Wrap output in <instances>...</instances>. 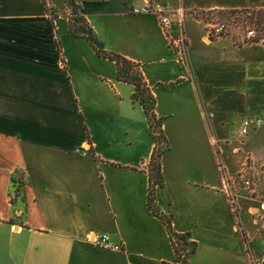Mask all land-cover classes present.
<instances>
[{"label": "crops", "instance_id": "obj_1", "mask_svg": "<svg viewBox=\"0 0 264 264\" xmlns=\"http://www.w3.org/2000/svg\"><path fill=\"white\" fill-rule=\"evenodd\" d=\"M77 2L105 49L141 66L156 99L170 147L157 205L176 233L197 243L190 264H254L261 257L252 243L264 232L252 213L264 203V174L252 190L239 184L238 216L225 174L264 163V126L241 134L244 120L264 119V47L209 42L192 14L224 19L252 7ZM147 2L189 13L183 62L158 19L136 13ZM55 25L61 53L43 0H0V264H177L164 223L147 208L155 140L133 86L70 34L67 18ZM91 234L110 235L123 252L90 245Z\"/></svg>", "mask_w": 264, "mask_h": 264}, {"label": "built area", "instance_id": "obj_2", "mask_svg": "<svg viewBox=\"0 0 264 264\" xmlns=\"http://www.w3.org/2000/svg\"><path fill=\"white\" fill-rule=\"evenodd\" d=\"M138 14L155 16L164 33L166 34L170 47L175 52L179 62H183L189 50L188 37L185 30L186 12H167L158 4L147 2L145 6L137 10ZM200 17L205 24L206 37L209 42L221 39L232 38L237 46H262L264 47V7L252 11H234L224 19L214 17L212 12L194 13ZM178 35H174V31ZM264 126V119L244 120L242 123L241 134L247 136L252 128L260 129ZM77 153H81L77 150ZM223 174L224 169L221 167ZM261 174H264V163L260 166L256 164H246L239 171L237 176L229 179L225 174V193L231 204L235 215H239V206L237 201V189L239 184L247 190H252ZM253 221L261 231L264 232V203H261L258 211L252 213ZM87 242L97 248L121 253L123 244L112 240L108 234H91ZM254 264H264V253L261 258L254 260Z\"/></svg>", "mask_w": 264, "mask_h": 264}, {"label": "trees", "instance_id": "obj_3", "mask_svg": "<svg viewBox=\"0 0 264 264\" xmlns=\"http://www.w3.org/2000/svg\"><path fill=\"white\" fill-rule=\"evenodd\" d=\"M43 3L49 16L50 26L56 34L57 46L60 53L62 52V48L55 21L63 16L68 19L70 34L74 38L87 41L99 58L113 62L117 69V80L119 82L133 86L134 93L132 100L135 104H140L144 109L149 121L151 134L155 140V147L149 165L150 188L147 203L148 212L151 216L156 217L164 223L175 253L176 263L190 264V259L197 252V243L191 240L189 234L176 233L173 229V216L162 214L157 205V189L164 187L161 161L170 147L163 130L164 119L157 117L156 99L146 83L141 66L120 54L105 49L104 44L99 40L88 20L79 12L77 0H67V7L70 12L62 15L58 13L51 15L47 1L43 0Z\"/></svg>", "mask_w": 264, "mask_h": 264}, {"label": "rangeland", "instance_id": "obj_4", "mask_svg": "<svg viewBox=\"0 0 264 264\" xmlns=\"http://www.w3.org/2000/svg\"><path fill=\"white\" fill-rule=\"evenodd\" d=\"M47 1V4H48V9L49 11L51 10V15H55V14H66L69 11V8L67 7V0H46ZM224 2H228V3H239V4H242V3H246L248 6H251L252 8H246V9H242V11H252L254 9H257V8H261V7H264V0H224ZM258 5H262V6H259ZM255 6H257L256 8H254ZM196 12V11H195ZM195 12H193L192 14H194ZM201 11L199 12H196V13H200ZM202 13V12H201ZM205 13V11H204ZM186 14L188 15L189 13L186 12ZM59 40H60V37H59ZM61 43V41H60ZM77 44H81V43H77ZM62 46V44H61ZM253 213H256V212H253ZM264 238V237H262ZM252 248L256 254V257L259 258L262 256V254L264 253V239H259L255 242L252 243Z\"/></svg>", "mask_w": 264, "mask_h": 264}]
</instances>
